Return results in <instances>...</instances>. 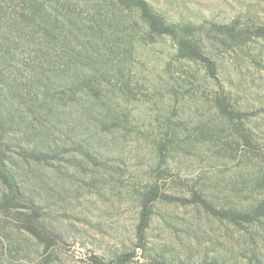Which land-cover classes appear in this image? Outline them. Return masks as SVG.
<instances>
[{"label": "rangeland", "instance_id": "1", "mask_svg": "<svg viewBox=\"0 0 264 264\" xmlns=\"http://www.w3.org/2000/svg\"><path fill=\"white\" fill-rule=\"evenodd\" d=\"M138 1L0 0V264H264V0Z\"/></svg>", "mask_w": 264, "mask_h": 264}, {"label": "trees", "instance_id": "2", "mask_svg": "<svg viewBox=\"0 0 264 264\" xmlns=\"http://www.w3.org/2000/svg\"><path fill=\"white\" fill-rule=\"evenodd\" d=\"M138 3L141 7L143 17L148 20L149 26L152 29H159L161 26L165 25V22L162 21V19L153 12L151 7L147 3L140 0L138 1Z\"/></svg>", "mask_w": 264, "mask_h": 264}]
</instances>
